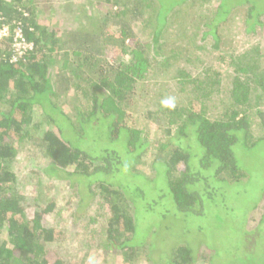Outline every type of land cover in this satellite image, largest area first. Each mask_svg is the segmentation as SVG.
<instances>
[{
    "label": "trees",
    "instance_id": "16d2710c",
    "mask_svg": "<svg viewBox=\"0 0 264 264\" xmlns=\"http://www.w3.org/2000/svg\"><path fill=\"white\" fill-rule=\"evenodd\" d=\"M195 1L0 0V25L21 22L32 44L13 61L0 41V264H224L210 258L215 233L251 209L243 236L263 240L264 67L249 50L233 56L224 87L210 67L170 65V20L185 31ZM238 8L246 32L261 25L264 0H216L199 23L212 51ZM165 79L171 107L153 102ZM147 126L161 134L150 160ZM24 139L44 159L34 194L12 169ZM51 180L70 190L66 209ZM64 211L81 230L68 233Z\"/></svg>",
    "mask_w": 264,
    "mask_h": 264
},
{
    "label": "rangeland",
    "instance_id": "374dc122",
    "mask_svg": "<svg viewBox=\"0 0 264 264\" xmlns=\"http://www.w3.org/2000/svg\"><path fill=\"white\" fill-rule=\"evenodd\" d=\"M214 2H216V0H205L204 3H197L196 0L194 5L196 7L193 9H188V13H190V15L185 20V31H181V28H179L178 26L180 23V18H178V20H174L173 18L170 20L172 26H170V28L168 29V34L170 33L171 37L166 35L170 42V44L166 45V48L169 51L168 55H171V59L168 63L170 65H176L178 64V62H181V59H190L193 64L196 63L195 65L200 66L201 68L210 67L211 69H214L215 72H218L221 75V83L224 87H226V83L229 80L228 76L230 74V70L232 69L229 65V60L233 56L246 53V51L249 50L253 55L258 54V59L262 65L261 69H263L264 16H261V18L259 19V22L261 23L260 26H256L253 31L246 32L244 26L245 10L241 8L233 10L232 13L228 16L226 23H224L220 27V30L218 31V34H220V39L217 44V49L212 51V49L210 48H212V46L214 45V41L209 36L205 37L204 40H201L202 27L201 25H199V23L203 21L205 22V17L206 19L210 18L211 13L207 14L206 11L207 9H211V6L214 7ZM199 40L201 42H196ZM219 55H221V57H225V61H220ZM172 68L175 69L176 67L172 66ZM164 81L168 86H164L161 89L163 91V98H160L155 94V99L153 102H156L158 99L171 100L176 97V88L174 83L171 80L168 81L167 79H165ZM155 89L156 86L152 87V89L150 90L152 91ZM144 94L145 93L142 92L141 98ZM216 97L220 99L222 97H225V95L224 93H222L220 95H216ZM184 100L183 96L180 95L179 102H183ZM37 118L38 117H34L36 122L38 121ZM40 129L42 131L44 129H47V127L45 125H42ZM144 129V136H146L147 132L152 134H149V141H151V143L147 148V153L144 155L150 160L153 158L154 151L157 147L156 139L161 134L155 133L154 131L150 132L148 126ZM34 133L36 135L41 134L37 133L36 131H34ZM91 150L92 152H97L100 151V147L91 146ZM146 158H143L145 167L148 165ZM43 165L44 159L41 157V155L36 154V149L33 147V145L28 140L26 141V139H24L23 148H19L18 157L12 164V169L17 176L18 185L26 186L25 188L34 194L35 191H33V189H35L36 184L34 179L35 177L38 179V177L35 173L34 176L33 172L37 171V169H40ZM25 176H29L31 180L28 179L27 181H25ZM33 180L34 182L32 184ZM50 183L51 185H46L44 190L51 194L63 209H66L67 201H71V198H68L71 196L70 190L65 185V183H59L58 181L54 180H51ZM259 203L260 201L257 203V205H259ZM253 210L254 209H251V211L247 213L244 222L238 219L234 223L227 220L225 221L223 228L215 233L213 242L216 243V249H214V255L210 258H223L225 260L224 264H251V262L248 261L247 258L264 256V217L262 223L258 228L261 231L258 233V235L260 234L261 236H263V240L256 241L255 239H253V235L249 237H246L245 235L243 236V233H248L249 231H251V227L253 226V224H251V221L255 218V215H257L255 211L253 213ZM67 213V211L61 212L60 218L63 224H65V227L67 229L69 228L68 233L69 231H71L72 233L74 231L81 230L80 227L83 225L84 220L80 219L78 224L75 225V223L71 222V219H69L68 216L65 217ZM263 214L259 215L257 219H260ZM70 224L73 227H71ZM76 246L78 248V245ZM158 246L161 247L163 252L165 250L168 251L169 249V243L159 242L157 247ZM73 249L74 247H71L70 252ZM80 249L81 248H79V250ZM82 252H85V249H83ZM75 261L77 260L74 259V262ZM116 264H118V261L116 262ZM136 264L144 263H142V260H140L137 261Z\"/></svg>",
    "mask_w": 264,
    "mask_h": 264
},
{
    "label": "built area",
    "instance_id": "2783aa9c",
    "mask_svg": "<svg viewBox=\"0 0 264 264\" xmlns=\"http://www.w3.org/2000/svg\"><path fill=\"white\" fill-rule=\"evenodd\" d=\"M10 41V53L13 61H19L32 50V44L26 40L23 34L21 22H12L0 25V41Z\"/></svg>",
    "mask_w": 264,
    "mask_h": 264
},
{
    "label": "clouds",
    "instance_id": "9594fccd",
    "mask_svg": "<svg viewBox=\"0 0 264 264\" xmlns=\"http://www.w3.org/2000/svg\"><path fill=\"white\" fill-rule=\"evenodd\" d=\"M164 104H165L166 106H168V107H171V106L173 105V101H171V100H166V101H164Z\"/></svg>",
    "mask_w": 264,
    "mask_h": 264
}]
</instances>
